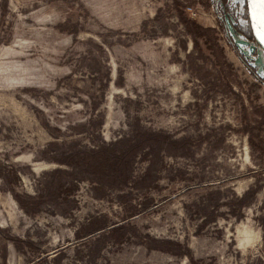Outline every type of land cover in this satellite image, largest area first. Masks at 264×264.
<instances>
[{
  "label": "rangeland",
  "instance_id": "374dc122",
  "mask_svg": "<svg viewBox=\"0 0 264 264\" xmlns=\"http://www.w3.org/2000/svg\"><path fill=\"white\" fill-rule=\"evenodd\" d=\"M252 36L246 0H0V264H264Z\"/></svg>",
  "mask_w": 264,
  "mask_h": 264
},
{
  "label": "water",
  "instance_id": "95a60500",
  "mask_svg": "<svg viewBox=\"0 0 264 264\" xmlns=\"http://www.w3.org/2000/svg\"><path fill=\"white\" fill-rule=\"evenodd\" d=\"M246 6L253 38L264 52V4L260 0H246Z\"/></svg>",
  "mask_w": 264,
  "mask_h": 264
},
{
  "label": "trees",
  "instance_id": "16d2710c",
  "mask_svg": "<svg viewBox=\"0 0 264 264\" xmlns=\"http://www.w3.org/2000/svg\"><path fill=\"white\" fill-rule=\"evenodd\" d=\"M253 41L256 43L255 39L252 36ZM134 147L132 152H139L143 147L144 144L140 143L139 145L132 146ZM128 158H129V150H125L123 153L119 154V153H115V154H110L107 156L106 162H110L111 163V168L113 169L112 172H114V175H116L117 177L122 176L124 173H126L127 169L129 168V162H128Z\"/></svg>",
  "mask_w": 264,
  "mask_h": 264
},
{
  "label": "snow or ice",
  "instance_id": "6c2138e0",
  "mask_svg": "<svg viewBox=\"0 0 264 264\" xmlns=\"http://www.w3.org/2000/svg\"><path fill=\"white\" fill-rule=\"evenodd\" d=\"M260 3L264 4V0H260Z\"/></svg>",
  "mask_w": 264,
  "mask_h": 264
}]
</instances>
